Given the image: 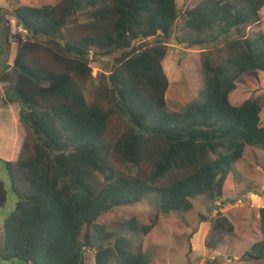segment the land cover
I'll return each mask as SVG.
<instances>
[{"label": "trees", "instance_id": "obj_1", "mask_svg": "<svg viewBox=\"0 0 264 264\" xmlns=\"http://www.w3.org/2000/svg\"><path fill=\"white\" fill-rule=\"evenodd\" d=\"M262 9L264 0H204L185 12L184 34L177 42L216 52L201 59L198 97L171 112L166 99L171 83L164 69L167 42L144 43L171 39L180 18L176 0L16 6L12 15L28 40L19 47L7 97L19 105L29 135L16 161L0 160L17 199L3 224L0 259L86 264V250L95 248L96 264H150L135 237L148 235L155 223L139 226L131 218L121 232H113L98 219L150 195L159 214H170L191 212L196 197L215 202L231 193L235 164L246 149L264 150V104L251 98L234 104L231 99L245 77L264 73ZM5 18L6 10L0 9V27L6 26ZM5 33L9 43L7 27ZM39 41L59 46L62 70L30 57L34 48L47 49ZM118 52L110 74L99 76L89 100L91 56L108 58ZM114 116L128 123L111 136ZM143 165L149 175L140 172ZM8 194L0 180V208ZM217 214L206 242L211 251L235 230L228 216ZM258 216L263 241L244 254L250 264H264V207Z\"/></svg>", "mask_w": 264, "mask_h": 264}, {"label": "rangeland", "instance_id": "obj_2", "mask_svg": "<svg viewBox=\"0 0 264 264\" xmlns=\"http://www.w3.org/2000/svg\"><path fill=\"white\" fill-rule=\"evenodd\" d=\"M61 0H0V9L6 10L5 24L0 27V48L4 54L0 65V160L16 161L24 140L29 135L27 128L20 121V107L17 103L10 104L7 97L9 83L13 79V64L21 44L28 40L27 32L18 24L12 15L16 6L27 5L42 7L56 5ZM180 11L171 39L160 37L147 40L151 46L160 42H167L168 54L164 61V69L170 80L167 93V105L171 112H178L198 97L203 88L201 76V59L207 52L214 53L216 49L208 46L180 45L177 37L184 34L185 12L193 9L204 0H176ZM261 31L264 33V9L261 10ZM9 31V43L6 42L5 29ZM14 27V28H13ZM14 29V30H13ZM252 32V31H251ZM35 43V42H34ZM44 49L34 48L30 57L55 70H62L60 60L61 50L54 43L44 44ZM37 43V44H38ZM120 56L116 53L112 57L90 58L92 79L86 87V96L93 100L94 92L100 85V75L108 76L115 60ZM4 64L10 66L6 69ZM102 93L99 92L98 95ZM256 99L264 104V73L255 77H245L239 83L238 90L231 95L234 104H241L247 99ZM101 100V99H100ZM105 109L108 106L105 103ZM264 125V108L261 113ZM128 123L125 118H112L109 134L121 133ZM119 168H126L120 163ZM142 174L149 175L150 169L143 165ZM235 180L231 193L223 199L210 201L206 196H199L193 200L194 209L189 213H158L157 205L152 195L142 202L115 208L101 216L97 223L105 226L106 230L121 232V225L131 218H136L139 226L155 228L148 234L135 237V244H141L150 264H206L217 260L219 264H250L243 259L247 251H252L256 243L262 242V231L259 221V209L264 207V150L260 147H248L243 159L235 164ZM0 180L4 181L8 189V202L0 208V246L3 241V224L5 219L15 210L17 199L10 189L9 178L2 161H0ZM221 212L228 216L235 230L226 235L221 245L214 251L206 248V242L211 230L210 220L217 218ZM158 216V219L156 217ZM208 221L204 222L203 219ZM85 263H95V248L85 252ZM0 264H20L18 261H3Z\"/></svg>", "mask_w": 264, "mask_h": 264}, {"label": "crops", "instance_id": "obj_3", "mask_svg": "<svg viewBox=\"0 0 264 264\" xmlns=\"http://www.w3.org/2000/svg\"><path fill=\"white\" fill-rule=\"evenodd\" d=\"M3 159V158H2ZM5 160V159H4ZM5 161H7V160H5Z\"/></svg>", "mask_w": 264, "mask_h": 264}, {"label": "bare ground", "instance_id": "obj_4", "mask_svg": "<svg viewBox=\"0 0 264 264\" xmlns=\"http://www.w3.org/2000/svg\"><path fill=\"white\" fill-rule=\"evenodd\" d=\"M14 28V27H13ZM14 30V29H13Z\"/></svg>", "mask_w": 264, "mask_h": 264}]
</instances>
